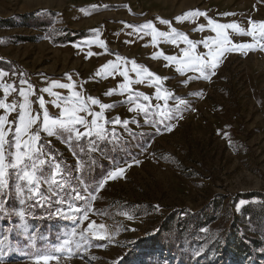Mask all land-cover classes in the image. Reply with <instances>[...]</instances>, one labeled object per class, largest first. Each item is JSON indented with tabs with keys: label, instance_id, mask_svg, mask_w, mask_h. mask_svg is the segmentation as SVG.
<instances>
[{
	"label": "rangeland",
	"instance_id": "374dc122",
	"mask_svg": "<svg viewBox=\"0 0 264 264\" xmlns=\"http://www.w3.org/2000/svg\"><path fill=\"white\" fill-rule=\"evenodd\" d=\"M196 10L206 16L176 21L177 16ZM228 13L234 15H225ZM157 18L171 21V26L160 24ZM208 19L236 23L247 32L249 20L264 22V0H0V71L7 73L0 81L15 82L19 88L23 78L33 85L28 89L33 93L28 96L33 114L40 112L37 101L42 97L48 114L59 117L61 108L54 104L55 94L68 97L77 92L86 101L91 97L114 105L104 110L101 123L116 118L138 121L127 128L107 123L110 140L97 142L100 151L87 153L88 140L80 141L87 154L81 153L75 142L70 147L56 136L41 133V143L51 141L49 150L65 162L73 176L80 174L78 158L84 162L81 171L93 187L117 167L126 171L123 178L107 180L95 193L92 210L83 223L50 217L49 211L55 212L56 206L32 209L35 218H27V230L15 215L0 218V236L9 237L0 264H36L35 245L53 248L65 240H79L81 233L92 247L79 251L72 244L70 255L59 254V260L48 264H264L261 44L226 30L232 43L254 44L255 50L226 52L216 75L205 79L194 67L163 59H182L183 50L189 47L184 40L175 37L173 43L171 35L158 37L154 46L151 30L144 34L125 27L149 21L159 32L170 33L171 27L195 42L196 53L206 58L208 49L201 42L209 38L211 45L219 39ZM200 25L204 26L202 31L198 30ZM89 52L93 53L90 57ZM161 53L157 59L151 58ZM132 61L161 78L160 100L145 79L146 72L139 77L144 83L129 85L133 93L150 97L148 101L141 98L140 103L150 106L145 111L155 114L151 118L158 119L168 107L175 110L178 99L185 101L176 113L181 118L170 122L171 132L162 125L145 123L144 114L128 102V90L121 94L118 89L126 83L124 78L118 72L113 78L112 69L104 67L109 62H127L129 76L135 81ZM54 82L74 87L55 88ZM42 88H51L53 94L41 92ZM110 89L117 91L105 95ZM166 93L175 97L167 104ZM0 100L22 102L18 92L5 98L2 90ZM90 107L93 112L101 111L99 105ZM18 112V108L9 112L8 120L15 121ZM4 114L0 109V115ZM113 131L115 139H111ZM129 163L131 167H127ZM73 183L83 189L78 181ZM77 203L83 205V201ZM8 207H17L16 200H10ZM93 222L97 227L88 229ZM101 224L106 227L98 229ZM97 230L106 238H95ZM36 233L35 241L28 239ZM237 247L240 259L234 256Z\"/></svg>",
	"mask_w": 264,
	"mask_h": 264
},
{
	"label": "snow or ice",
	"instance_id": "6c2138e0",
	"mask_svg": "<svg viewBox=\"0 0 264 264\" xmlns=\"http://www.w3.org/2000/svg\"><path fill=\"white\" fill-rule=\"evenodd\" d=\"M225 15H234V13H228ZM188 16L191 17H205L206 13L199 10L185 13L183 16H177V22H183ZM159 19V18H157ZM160 24L171 26V21L159 19ZM207 23L211 25V30L217 34L219 39L212 42L210 45V39L206 38L203 43L204 47L208 49L206 58L199 53H196L195 42L188 40L187 35L177 33L175 29H171L170 33L159 32L153 22L149 21L140 26L125 25V27L133 28L136 32H143L147 34L146 30H151L152 44H157L158 37H165L171 35L174 37L172 42L175 43V37L184 40L188 44V48L183 50V58L177 56H163L165 61H179L185 68H195L201 73L205 79H210L211 76L216 75V69L221 63V58L228 51H239L243 53L246 50H255L254 44L241 43L234 44L226 35V30H234L241 35H247L252 37L253 40H257L261 44L260 50L264 51V22H254L249 20L248 23L251 26L250 30L244 32L236 23L221 24L208 19ZM204 26L200 25L198 30H203ZM257 29H259L258 35ZM130 43V41H126ZM104 42L101 41V46ZM227 45H231L228 48ZM93 53L89 52L90 57ZM161 54H154L151 58L157 59ZM117 59H120L117 57ZM132 72L135 73L137 79L135 81L129 76L127 69V62L125 65H118L109 62L105 65L106 68H111V75L115 78V73H119L126 83L118 85V89L123 94L124 89L128 90V102L135 105V109H139L145 117V123H149L153 126H163L166 131L171 132L173 125L170 123L173 119H179L176 115L180 112V105H185L183 99L176 101L175 110L172 107H168L166 111L161 112L158 119L151 118L155 114L150 111H145L149 108V105H143L140 103L148 101L150 97L143 93H133L129 87L133 82L144 83V79H140L143 73H147V79L149 86L155 88V98L161 99L162 89L159 86L161 78L156 76L150 70L146 68H140L136 65L135 61L131 62ZM167 66V65H166ZM178 72L182 70L176 69ZM7 75L6 72L0 71V77ZM23 74H21V77ZM70 79V77H69ZM20 87L15 86L13 83H4L0 81V90L3 91L4 97L7 98L10 93L18 92L22 98V102L17 104L14 100L12 103H6L5 100H0V109L4 111V115H0V218H8L9 216H17L23 227L27 230L29 225L27 218L31 216L35 218V214L32 209L39 207H46L51 209L55 207V212L49 211V216H57L63 219L71 220L73 223L88 219V214L92 210L91 202L95 201V193L102 190L107 180L123 178V173L126 171L124 167H117L109 172L104 180L95 184V187L90 185L84 178L85 173L81 171L85 164L78 158L77 171L79 175L73 176L72 170L68 168L63 160L57 159V154L50 151L51 141L47 144L41 143V133H46L47 136H56L61 139L62 142L68 144L70 147L75 142L76 147L79 148L81 153H85V148L81 146L80 141L83 139L88 140L87 153H93L100 151L97 147L98 141H109V133L105 125L112 123L114 125L122 124L125 128L129 123H138L136 120H120L116 118L112 121L105 120L103 113L105 109L114 107V105L102 104L98 99L88 97L87 101L81 96L80 93L72 92L68 97H62L59 94L56 95L55 106L61 108L59 117H52L48 114L45 108V101L41 97L37 101L40 106V112L33 114L31 107V101L28 96L33 93H29L28 89H33L34 86L21 78ZM25 85L27 87H25ZM52 87L62 89H72L74 85L54 82ZM41 92L53 94L51 88H42ZM117 89H110L105 95H112ZM175 97L172 93H166L164 96L165 104L169 100H173ZM99 105L100 112H93L89 105ZM159 108L160 105H156ZM19 109L17 118L15 121L8 120V113ZM129 108V111L135 110ZM80 113H86V115H80ZM87 116H91L89 121ZM81 128L83 131H81ZM95 137V139H93ZM115 131L112 133L111 139H115ZM85 153V154H87ZM75 155V153H74ZM92 158L89 157L87 168H91ZM138 163V162H137ZM132 164H127V167H131ZM73 181H78L79 185L83 186V189L74 184ZM46 190H43L45 189ZM15 199L17 207L9 208L8 202ZM83 201V205L77 203ZM157 208L159 206H156ZM19 227V225L17 226ZM97 226L95 222L88 225V229H94ZM106 226L101 224L98 229H104ZM9 231H12L9 229ZM87 231V230H85ZM38 233L33 236H29L28 239L35 241ZM75 235V232L73 233ZM93 236L97 239H105L106 236L99 230L93 232ZM8 236H0V255L4 254L3 245L8 240ZM110 238V237H107ZM74 244L75 248L79 251L86 250L93 245L89 241L88 237L84 234H80L79 240H65L63 244L55 246L53 248H42L35 245V251L33 253L34 261L36 264H48L51 260H59L60 255L64 252H68L69 255L72 252L70 245Z\"/></svg>",
	"mask_w": 264,
	"mask_h": 264
},
{
	"label": "trees",
	"instance_id": "16d2710c",
	"mask_svg": "<svg viewBox=\"0 0 264 264\" xmlns=\"http://www.w3.org/2000/svg\"><path fill=\"white\" fill-rule=\"evenodd\" d=\"M240 247H237V248H235V249H237V252L235 253V257H236V259H240V258H242V257H240V253H238V252H240V251H238V250H240L239 249Z\"/></svg>",
	"mask_w": 264,
	"mask_h": 264
}]
</instances>
